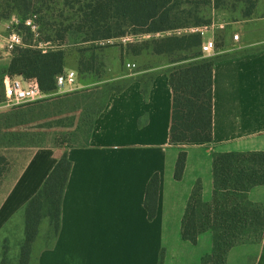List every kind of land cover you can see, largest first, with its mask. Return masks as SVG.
I'll use <instances>...</instances> for the list:
<instances>
[{
    "label": "crops",
    "instance_id": "1",
    "mask_svg": "<svg viewBox=\"0 0 264 264\" xmlns=\"http://www.w3.org/2000/svg\"><path fill=\"white\" fill-rule=\"evenodd\" d=\"M212 21L217 27L203 37L217 41L211 55L215 57L212 141L171 142L169 73L181 61L165 51L147 57L143 49L139 68L128 69L125 84L111 93L94 118L85 144L35 148L9 190L0 188V238L9 235L5 227L17 217V237L23 242L27 202L64 152L72 161L59 233L46 243L50 223L43 220L30 264H161L162 253V264H201L202 257L213 251L215 229L201 233L194 244L183 238L182 221L198 182L203 201H213L218 155L264 152V4L257 3L249 17L226 20L218 15ZM181 31L187 29L146 35ZM10 62L8 58L6 72ZM183 151L187 162L177 180L176 163ZM156 172L160 173L157 215L149 219L146 189ZM246 200L264 210V184L252 186ZM227 264H264V235L261 241L232 247Z\"/></svg>",
    "mask_w": 264,
    "mask_h": 264
},
{
    "label": "trees",
    "instance_id": "2",
    "mask_svg": "<svg viewBox=\"0 0 264 264\" xmlns=\"http://www.w3.org/2000/svg\"><path fill=\"white\" fill-rule=\"evenodd\" d=\"M68 1V0H67ZM80 4L77 31L85 41H104L128 34L146 35L177 30L183 27L208 25L213 18L187 10L186 4H214V0H77ZM248 4L243 17L255 8L254 0H236ZM69 2V1H68ZM31 8V4L28 9ZM216 8V5H215ZM192 18L194 21H192ZM234 19V18H232ZM64 39V34L61 35ZM191 39V40H190ZM47 38L45 42H49ZM200 34L184 35L176 40V49L185 53L169 73L173 91L170 127L171 142L205 143L213 139V67L215 57L192 60L188 52L200 46ZM159 50H157L158 52ZM200 54H197L198 56ZM203 55V54H201ZM66 68V52L62 48L43 50L34 46H17L12 51L8 69L10 76L36 78L44 93L58 89L56 78ZM187 152H180L175 178L182 179ZM72 170L67 152L59 158L42 188L25 206V238L18 264H30L34 242L44 219L50 223L53 240L61 226L62 202ZM8 171L7 159L0 155V184ZM215 195L212 202L202 198V185L195 184L182 221V236L196 244L205 231H217L214 249L201 259V264H227L232 247L253 240L264 230L263 210L246 200L247 191L264 184V152L224 153L214 161ZM160 173L150 178L145 196L149 219L157 215ZM263 225V226H261ZM260 232H258L259 227ZM264 235V231H262ZM164 260L162 253L161 264ZM0 264H9L3 259Z\"/></svg>",
    "mask_w": 264,
    "mask_h": 264
},
{
    "label": "rangeland",
    "instance_id": "3",
    "mask_svg": "<svg viewBox=\"0 0 264 264\" xmlns=\"http://www.w3.org/2000/svg\"><path fill=\"white\" fill-rule=\"evenodd\" d=\"M68 1L0 0V155L7 159L8 166L0 187L2 191H8L13 185L35 148L48 145L70 147L87 142L94 118L111 93L121 88L128 79L126 63L135 62L138 65L144 54L143 49L147 51V57L159 50L165 51L169 58L176 56L179 60L186 54L177 51V38L200 34L201 45L192 48L187 56L192 60L210 57L201 52V46L206 40H203L205 32L198 30L200 26L188 25L181 28L187 31L176 35L149 37L130 33L111 40L85 41V34L77 31V13L81 3L77 0ZM213 3L186 4L185 7L200 12L198 18L206 16L212 19L220 15L221 19L226 20L242 16L248 9V4L243 1L214 0ZM254 3L255 6L257 3L264 4V0H254ZM30 4L31 8L28 9ZM13 32L23 37L20 47L64 49L66 68L77 71L78 83L73 87L44 93L34 101H8L4 96L5 66L12 54L7 55L5 51L8 37ZM62 34L64 39H61ZM47 38L49 42H45ZM15 222L17 217L5 227L9 235L0 238V263L6 259L9 264H18L22 238L17 237ZM262 231L253 240L261 241ZM50 234L47 231L44 235L46 243L53 241Z\"/></svg>",
    "mask_w": 264,
    "mask_h": 264
},
{
    "label": "built area",
    "instance_id": "4",
    "mask_svg": "<svg viewBox=\"0 0 264 264\" xmlns=\"http://www.w3.org/2000/svg\"><path fill=\"white\" fill-rule=\"evenodd\" d=\"M216 27L217 24L212 22L210 25L208 24L198 27V30L206 32ZM137 37L139 38L140 36ZM234 37L237 39L238 35L235 34ZM134 38H136V36H134ZM21 44H23L22 35L17 34L16 32L11 33L8 37L5 53L7 55L12 54V51ZM216 50V38L204 41L201 46V52L205 55L211 56ZM126 67L130 70L138 69V65L135 62H127ZM56 82L58 88L73 87L78 83V73L76 70L67 69L57 76ZM4 83V96L8 101L13 103L34 101L44 94L36 78H25L21 75L10 76L7 71L5 73Z\"/></svg>",
    "mask_w": 264,
    "mask_h": 264
}]
</instances>
